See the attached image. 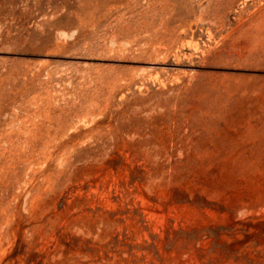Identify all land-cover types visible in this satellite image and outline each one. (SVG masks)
<instances>
[{
  "label": "rangeland",
  "instance_id": "obj_1",
  "mask_svg": "<svg viewBox=\"0 0 264 264\" xmlns=\"http://www.w3.org/2000/svg\"><path fill=\"white\" fill-rule=\"evenodd\" d=\"M0 264H264V0H0Z\"/></svg>",
  "mask_w": 264,
  "mask_h": 264
},
{
  "label": "bare ground",
  "instance_id": "obj_2",
  "mask_svg": "<svg viewBox=\"0 0 264 264\" xmlns=\"http://www.w3.org/2000/svg\"><path fill=\"white\" fill-rule=\"evenodd\" d=\"M243 48V47H242Z\"/></svg>",
  "mask_w": 264,
  "mask_h": 264
}]
</instances>
